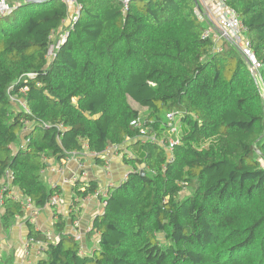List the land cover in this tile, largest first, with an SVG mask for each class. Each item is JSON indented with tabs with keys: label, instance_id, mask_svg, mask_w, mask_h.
<instances>
[{
	"label": "trees",
	"instance_id": "1",
	"mask_svg": "<svg viewBox=\"0 0 264 264\" xmlns=\"http://www.w3.org/2000/svg\"><path fill=\"white\" fill-rule=\"evenodd\" d=\"M77 2L68 28L63 0H8L0 16V228L24 216L16 192L41 210L60 194L42 180L48 160L87 150L105 165L114 147L127 176L93 221L95 251L81 253L55 207V243L26 223L47 242L36 264H264V0H226L247 26L255 76L231 43L219 51L203 37L196 0H139L125 12L119 0ZM168 114L187 128L171 159ZM98 187L72 189L83 199ZM8 253L0 264H17Z\"/></svg>",
	"mask_w": 264,
	"mask_h": 264
},
{
	"label": "built area",
	"instance_id": "2",
	"mask_svg": "<svg viewBox=\"0 0 264 264\" xmlns=\"http://www.w3.org/2000/svg\"><path fill=\"white\" fill-rule=\"evenodd\" d=\"M123 4V12H125L129 5L132 2H138L139 0H119ZM63 2L69 7L71 10L70 17L66 24V28L70 27L72 21L76 20L79 16V4L77 0H63ZM11 11V6L8 3V0H0V16H4L5 14ZM196 15L197 17L205 24V31L203 34L204 38H210L214 44L217 45V49L221 51L224 42L231 43L234 47L238 49V51L243 55V57L248 60L250 65V70L253 73H257V71L261 68L258 60L255 59L254 53L252 52L250 43L246 37V33L248 31L247 26L243 24L240 17L235 10L229 8L227 6L226 0H196ZM70 36L69 31H65L60 36V39L56 42V44L50 48V55L54 52L56 48L60 46V44L64 43ZM14 102L17 101L12 98ZM25 110H27L26 105H22ZM176 114H168L167 115V127L168 133L170 135L168 148V157L172 158V148L176 146L178 142V137L181 134L180 128L176 123ZM133 126L141 131V135H146L147 129L143 121L140 120L134 121ZM175 138V139H174ZM159 142L163 145L164 141L159 140ZM118 150L117 148H115ZM64 165H58L55 168L49 167L51 172L64 175L66 172V161L63 162ZM83 165H81L82 167ZM126 179V177L124 178ZM75 180H68L63 178L62 182L64 184H74ZM6 188L2 189V192H5ZM108 190L105 189L103 191H97L94 195L97 198L101 199V204L104 207L106 205L105 199L107 197ZM16 200L21 201L22 209L24 211V216H17V223L26 222L32 225H36V221L39 217L41 209L37 208L33 202V200L29 197H22L19 192H16L14 195ZM50 202L48 203L46 208L53 209L55 207H59L61 205L62 199H60L59 195L56 194L50 198ZM2 203V202H1ZM47 240L50 243H55L59 236L57 233L51 232L49 230L45 231ZM75 241L81 243L82 236H73ZM47 242H43L40 240H35L34 238L28 237L27 240L23 243L22 250V260L19 264H36L38 260H40L46 252Z\"/></svg>",
	"mask_w": 264,
	"mask_h": 264
},
{
	"label": "crops",
	"instance_id": "3",
	"mask_svg": "<svg viewBox=\"0 0 264 264\" xmlns=\"http://www.w3.org/2000/svg\"><path fill=\"white\" fill-rule=\"evenodd\" d=\"M115 151L114 147H109L104 154L100 155V158H103L105 161V165L97 164L94 160V155L92 156L87 150H85L84 152L79 153L78 156L70 159L65 164L66 172L64 175H58L51 172L49 167L43 170V175L46 176L47 181L52 184V187L59 188V190H61L59 197L62 199V203L59 207H57L56 213L63 216V220L66 222L64 232L73 236H82V242L80 243L82 254L93 253L96 249L95 247L98 243V235L89 234L91 233L93 221L97 215L102 213L103 206L101 204V199L97 198L95 195L83 199L78 197L76 198L72 188L78 180L98 182L99 187L97 191H103L105 189L108 190L113 185H118L124 181V178L127 176V166H125L122 162L123 153ZM130 153L133 154L131 150H129V154ZM48 162V164L52 166L51 168L58 166L53 163L52 160H48ZM78 162L82 163L85 167L82 168ZM63 178L75 180V183L64 184L62 182ZM57 220L59 219L55 216L52 209L44 208L42 212H40L36 225L34 226L38 230L43 231V233L47 230L54 232V225ZM25 223L26 222L17 223L11 228L10 232L8 231L9 233L7 232L8 235H6L0 228V248H3L5 254H7L9 250L15 251V261L17 264H19L22 260L21 248L23 247V243L27 240L29 234ZM17 228H21L20 233H24L25 235L23 238L21 234V240L18 237L19 235L17 231H15ZM6 237L9 239L13 238V243H11L10 248L5 246L2 242V239Z\"/></svg>",
	"mask_w": 264,
	"mask_h": 264
},
{
	"label": "rangeland",
	"instance_id": "4",
	"mask_svg": "<svg viewBox=\"0 0 264 264\" xmlns=\"http://www.w3.org/2000/svg\"><path fill=\"white\" fill-rule=\"evenodd\" d=\"M132 103H133V105L135 106V108H137V109H139L140 111H141V113H143V117H144V119H146V117H147V115H148V110H145V109H143V108H140L139 107V105H137L135 102H133L132 101ZM180 118L179 117H177V120H179ZM144 123V122H143ZM176 123H177V125H178V127L180 128V131H186L187 130V128L185 127V125H183V124H180V122L178 123V121H176ZM129 142H130V140H129ZM129 149V147H128V144H126V146L125 145H123V148H122V151L124 152V151H126V150H128ZM116 150V149H115ZM115 152H119V151H115ZM133 152V151H132ZM134 153V152H133ZM130 154H132V153H130ZM79 161V160H78ZM78 164L81 166L82 165V163H80V162H78ZM263 166H264V161H263ZM83 167H85L84 165L82 166V168ZM42 180H44V182L45 183H47L49 186H52V184L50 183V182H48L47 181V179H46V176L45 175H42ZM188 194H189V192L188 191H183L180 195H181V198H184V197H186V196H188ZM62 203V202H61ZM42 212V211H41ZM37 222V221H36ZM26 224V223H25ZM16 225V224H15ZM14 225V226H15ZM13 226V227H14ZM38 226V225H37ZM12 228V227H11ZM11 230V229H10ZM10 230H9V232H10ZM15 231H17V233H18V237H19V239L21 240L22 238L20 237L21 236V234H22V236H23V238L25 237V235H24V233H20L21 232V228L19 229V228H17ZM4 232V231H3ZM8 231H6V232H4L6 235H8V233H7ZM5 235V236H6ZM13 239V238H12ZM12 239H9V238H3L2 239V242L4 243V245L5 246H7L8 248H10V245H11V243H13V241H12ZM1 249V252H0V256L1 255H3V256H5V255H7V254H5V251H3V248H0ZM10 252H12L11 250H9V253ZM2 253V254H1ZM8 253V252H7ZM8 253V254H9ZM15 255H16V252H15ZM17 255H18V252H17ZM0 258H2V260H4L3 259V257H0Z\"/></svg>",
	"mask_w": 264,
	"mask_h": 264
},
{
	"label": "water",
	"instance_id": "5",
	"mask_svg": "<svg viewBox=\"0 0 264 264\" xmlns=\"http://www.w3.org/2000/svg\"><path fill=\"white\" fill-rule=\"evenodd\" d=\"M21 1V0H20ZM24 1H26V2H30V3H34V4H40V3H45V2H47V1H49V0H24ZM253 73V72H252ZM256 75V73H253V76H255ZM145 172L144 171H142L141 172V174L143 175Z\"/></svg>",
	"mask_w": 264,
	"mask_h": 264
}]
</instances>
